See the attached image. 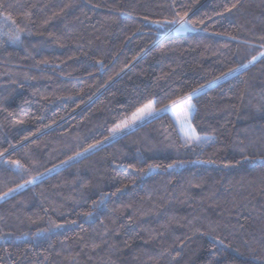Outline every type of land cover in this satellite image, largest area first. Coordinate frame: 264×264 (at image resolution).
I'll use <instances>...</instances> for the list:
<instances>
[{
    "label": "trees",
    "instance_id": "trees-1",
    "mask_svg": "<svg viewBox=\"0 0 264 264\" xmlns=\"http://www.w3.org/2000/svg\"><path fill=\"white\" fill-rule=\"evenodd\" d=\"M261 53L264 0H0V264H264ZM202 85L212 143L113 138Z\"/></svg>",
    "mask_w": 264,
    "mask_h": 264
},
{
    "label": "snow or ice",
    "instance_id": "snow-or-ice-1",
    "mask_svg": "<svg viewBox=\"0 0 264 264\" xmlns=\"http://www.w3.org/2000/svg\"><path fill=\"white\" fill-rule=\"evenodd\" d=\"M235 7V5H233ZM187 13H185V16ZM7 20H11V17H6ZM14 24L15 22L12 21ZM173 24H179L178 30H186L190 22L185 21L181 17L180 21H170ZM14 40H19L20 36L17 34L13 37ZM264 55V53H261ZM255 59V57H254ZM228 73L226 75H230ZM215 83V82H214ZM209 87V85H202L201 88L195 89L192 92L180 97L179 99L172 100L171 103H163V101H149L143 107L139 108L132 115V120L123 121L121 124L116 125L112 129L113 138H115L119 133L123 132L125 129H131L136 121L144 122L146 119L151 120L160 117L164 113L172 112L173 110L179 108L180 115L179 119L182 121L181 129L184 131V146L186 147H203L206 144L212 143V138L202 137L196 134L195 129L192 127V115L195 112V105L192 103L193 97L198 95L203 88ZM157 103L163 104L162 107H157ZM22 187V186H21Z\"/></svg>",
    "mask_w": 264,
    "mask_h": 264
},
{
    "label": "rangeland",
    "instance_id": "rangeland-1",
    "mask_svg": "<svg viewBox=\"0 0 264 264\" xmlns=\"http://www.w3.org/2000/svg\"><path fill=\"white\" fill-rule=\"evenodd\" d=\"M171 114V116L173 117V119H175L177 125H178V128L179 130L181 131L182 135L184 136V131H182L181 129V124H182V121L178 118L179 115H180V110L179 108L173 110L172 112H169ZM136 123H141L139 120L136 121Z\"/></svg>",
    "mask_w": 264,
    "mask_h": 264
}]
</instances>
